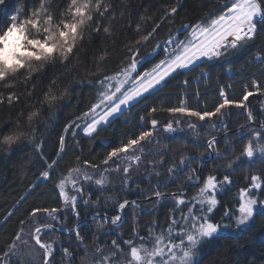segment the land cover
Instances as JSON below:
<instances>
[{
	"label": "snow or ice",
	"instance_id": "6c2138e0",
	"mask_svg": "<svg viewBox=\"0 0 264 264\" xmlns=\"http://www.w3.org/2000/svg\"><path fill=\"white\" fill-rule=\"evenodd\" d=\"M157 2L159 19L145 13L134 28L127 0H32L30 7L25 0L0 23V110L7 108L17 113L15 121L11 115L7 120L0 118V132L12 129L0 136V146H6L10 155L13 145L26 140L45 165L39 179L0 219V229L53 174L57 176L53 192L59 202L58 207L39 206L44 193L37 195L33 206L18 219L17 230L0 242V264H73L78 255L69 250L73 245L65 247L57 240L43 238L57 231L70 234L76 241L74 247L83 250L79 264H201L205 249L213 242L239 239L252 229L257 217L264 220V179L259 174L252 175L251 183L239 189L231 206L226 203L222 207V198L231 194L234 184V165L244 161L253 167L257 159L264 164V118L258 119L249 106L250 97L264 96V85L256 79L245 85L239 99L220 86L219 102H214L212 110L189 107L183 99L177 106H150L144 109L147 117H139V130L130 127L132 134L127 136L121 132L124 138L115 144L104 141L108 150L102 159L81 160V155H76L74 166L66 174L54 171L72 149L66 139L69 132L72 140H76L78 130L92 140L121 117V122L128 124L133 119L128 115L132 108L157 96L177 74L199 68L197 80L208 78L206 62L219 61L225 62L231 72L232 56L258 39L264 42V0H200L203 15L194 22L182 23L170 31L167 40L157 41L151 52L141 56L142 49L155 39L162 26L172 29L184 7V0H172L170 5L163 0ZM129 29L135 39H129ZM96 37L101 47L89 53ZM117 40L127 41L120 46L124 55L117 62L122 66L104 74L102 65L117 51ZM160 52L163 58L153 63ZM89 54L96 73L102 75L94 81L77 80L75 74ZM253 62L264 68V43L252 53L249 64ZM85 82L96 87L95 103L64 126L55 158L47 157L40 128L47 130L48 121L63 107L61 102L70 98L75 85ZM183 84L186 90L189 81L185 79ZM231 109L242 110L247 123L229 135L232 125L226 121L233 115ZM45 111L47 118L41 121ZM158 111H166L171 118L161 125L155 116ZM260 113L264 117V101ZM204 124L225 133L223 151L217 147L218 136L207 134ZM205 134L207 138L202 139ZM162 139L166 142L162 143ZM169 143L181 146L172 151ZM189 144L199 155L187 154ZM236 144H243L239 156L233 154ZM209 160L222 163L202 177V168ZM194 161L200 167H192ZM112 176H120L122 190L137 191L140 199H123L114 205L115 214L109 215L99 208L101 197L93 202L91 195L92 191H108ZM142 180L147 181L148 191L140 190ZM172 184L180 185L176 192L161 191ZM188 185L196 188L191 196L187 194ZM145 200L149 207L141 208ZM81 206L95 207L96 211L90 219H81ZM161 206L167 208L165 223L153 219L142 228L138 213L152 215ZM70 216L75 220L72 227H68ZM129 220L131 237L125 239L119 230ZM106 225L111 228L100 231ZM142 231L146 235H141ZM89 233L93 236L92 246L86 243ZM101 236L110 239V244L107 239L101 243Z\"/></svg>",
	"mask_w": 264,
	"mask_h": 264
},
{
	"label": "trees",
	"instance_id": "16d2710c",
	"mask_svg": "<svg viewBox=\"0 0 264 264\" xmlns=\"http://www.w3.org/2000/svg\"><path fill=\"white\" fill-rule=\"evenodd\" d=\"M172 0H163L164 4L170 5ZM32 0H27V6H31ZM25 4V0H4L3 4H0V23H3L7 20L8 16L12 14L18 7ZM129 11L132 13L131 19L133 21V28L135 23L139 22L140 15L147 13L149 16H155L156 19H159L160 15V4L157 0H127ZM207 10V6L204 8ZM203 15V11L200 8V0H184V7L179 10V15L176 17L172 29L169 27L162 26L158 33L155 36L154 40H151L146 47H144L140 53L141 56L145 55L148 52H151L157 41H165L168 39L170 31L174 30L176 27H179L182 23H191ZM128 17H125V22ZM129 39H135V33L130 29L127 31ZM127 41L117 40V51L113 52L112 55L104 62L102 65L104 69V74H110L112 72L118 71L122 66L117 61L119 57L124 55L122 48L120 47L123 43ZM261 40H257L255 44L250 47L240 51L230 58L231 69L229 72L228 68L225 66V62H206L207 66L205 67V72L209 74L208 78H201L197 80V77L200 73V69L197 68L195 71L190 73H185L184 75L177 74L174 79L171 80L168 87L164 88L157 96L149 97L147 101L142 102L141 104L133 107L131 112L128 115L132 116L133 119L129 121L128 124H124V117H121L120 120L116 121L111 127L106 131L99 132L96 135L95 139H88L84 137L83 133L78 130L76 140H72L71 132L66 135L67 142L72 146V149L68 151V154L64 157L63 160L55 168V173H67L69 167L74 166L76 155H81V160L84 158L88 159H102L108 150L104 144V141H110L113 144L117 143L119 140L123 139L120 135L121 132H124L125 135H131L129 132L130 127H134L139 130V117L144 115L147 117L146 111L144 109L150 106L160 107L161 105L164 108L169 106H177L181 99H183L189 107L196 108L197 110H212L215 106L214 102H219V88L224 86L226 92L230 96H235L239 99L243 93L245 85L251 83L252 79H256L261 85H264V68L261 65L253 62L249 64L252 53L255 52L258 47L261 45ZM98 47H101L99 42V37H96L94 41V47L89 49V53L96 51ZM162 58V52H160L154 59L153 63L158 62ZM128 61H124L127 63ZM151 65H145L144 67H150ZM101 73H96V68L92 62V55L89 54L83 59V66L80 68L79 72L75 74L77 80H96L99 79ZM187 79L189 84L186 87L183 84L184 80ZM231 85V87H229ZM98 87V86H97ZM0 90H2V85H0ZM197 93L199 96L197 97ZM96 87L88 85L86 82L83 84L75 85L74 90L70 93V98L66 97L64 101L61 102L63 107H61L57 114L48 121V128L45 131L43 127L40 128V135L44 136L45 143L43 145V152L47 157L55 158L54 152L58 149V141L60 135L64 134V126L69 123L72 119L75 118L79 113L86 111L88 107L95 103ZM153 101L155 102L153 104ZM264 101V96H256L249 98V106L253 110L254 115L258 119L264 118L261 116L260 107L261 102ZM233 115L230 117L227 123L231 124L232 127L229 128V135L238 131L239 126L246 124L245 113L240 109H231ZM236 113H240L237 115ZM9 115H11L12 120L15 121L17 113L10 112L7 108L0 110V118L7 120ZM156 118L159 119L160 124L166 123L170 118V114L166 111H158L155 114ZM47 118V111L44 115L41 116V121H44ZM179 118V117H178ZM238 122V123H237ZM149 125H146L148 127ZM186 127V125H181ZM259 127L258 124L254 125ZM207 134L219 135L224 133L223 131L215 132L208 124L203 125ZM10 128H5L4 132H0V136L5 134L8 131H11ZM224 136L222 135L219 138V141L222 142V148L224 150L225 144L223 143ZM207 135L202 136V139H206ZM78 141V143H77ZM162 143H165L162 139ZM219 142V143H220ZM218 143V144H219ZM244 143H247V139L244 140ZM261 143H264L262 141ZM181 145L169 143V148L172 151H176ZM243 150V144H236L234 155L239 156ZM200 151H204L201 149ZM9 150L6 146H0V219H2L8 211L12 209V206L20 196L23 195L32 183L36 182L39 179V173L44 170L45 165L38 158L36 153L33 152V149L30 145L27 144L26 140H23L18 145H13L10 150V155L8 154ZM188 155H199L197 149L193 148L191 144L187 146ZM231 158V154L229 155ZM171 159V158H169ZM177 160L179 157L176 158ZM222 163H212L209 166L204 168L205 173L213 172L217 169V164ZM192 167L198 168V162H193ZM237 170L231 174V178L234 181V184L231 189V194L226 195L222 198V207L224 204L231 206L230 201L237 197L238 191L240 188L245 187L251 183V176L254 174H259L262 179H264V164H261L259 159L256 160L255 166L249 167L247 163L242 161ZM144 172V169H141ZM162 174L166 169L161 170ZM146 174V173H145ZM199 174V173H198ZM121 179L120 176H115ZM57 176L53 174L49 181L43 182L40 184V187L36 189V194L30 196L28 201L24 203L23 207L15 213L11 220L6 224L5 227L0 229V242L9 239L10 235L14 233L19 227L17 221L19 218L25 215L26 210L30 209L33 206V201L37 200V195L44 193L38 201L39 206L43 207H58L59 202L56 194L53 192V182L56 181ZM113 183L108 191L103 194L92 191L91 200L95 202L97 197L100 196L99 208L101 211H107L109 215H114V205L118 202H122L123 199H140L139 192L137 191H123L120 183ZM156 181L153 179L152 183ZM175 186L172 184L168 189H161L168 193L173 192L172 187ZM85 187H88L85 185ZM135 187V185H133ZM139 188L142 191L149 190V185H147L146 180H142L139 183ZM188 188V186H187ZM196 191V188L192 187L187 194L189 196L193 195ZM108 198V199H106ZM144 208H147L148 201L141 203ZM142 207V208H143ZM149 207V206H148ZM81 219L85 216L88 218L92 217L96 211L95 207H88L87 209L81 206L79 208ZM167 208L161 206L157 209L156 213L152 215L138 213L139 216V225L143 228L145 225L149 224L153 219H158L160 224L165 223ZM217 218H219L220 211H217ZM75 224L74 218L69 217L68 227H72ZM111 228V225L105 226V229L100 231H108ZM93 225L92 231H95ZM124 234V238L128 239L131 237V222L127 223L122 229H120ZM47 233L43 238L48 241L57 240L65 247L69 244L73 245L69 250L74 253H78L76 260L73 261V264H79L80 257H82L83 250L76 249L74 246L76 241L71 236L67 237L65 234L54 232L53 236H49ZM52 234V233H51ZM146 235V232L142 231L141 235ZM101 243L106 239L110 244V239L101 236ZM93 236L89 233L86 243L89 246H92ZM59 247V245H57ZM57 259H60L59 255ZM64 264H68L67 261H64ZM201 264H264V220L257 217L255 224L252 229L241 236L239 239H227L213 242L208 246L204 251L203 259Z\"/></svg>",
	"mask_w": 264,
	"mask_h": 264
},
{
	"label": "rangeland",
	"instance_id": "374dc122",
	"mask_svg": "<svg viewBox=\"0 0 264 264\" xmlns=\"http://www.w3.org/2000/svg\"><path fill=\"white\" fill-rule=\"evenodd\" d=\"M222 135H225V133H221V134H219V135H217L218 136V139L219 138H221V136ZM222 142H220L219 144H217V147L219 148V149H221L222 148V144H221ZM224 143V142H223ZM213 162L211 161V160H209V161H207V163L203 166V168H202V173H203V171H204V168L205 167H207V166H209L210 164H212ZM213 165V164H212ZM198 167H200V165L198 164ZM200 174V173H199ZM110 179L113 181V183H115V182H118L119 181V178L118 177H115V176H112V177H110ZM201 183H202V180H201ZM147 185H148V183H147ZM175 186H173L172 187V190H173V192H176L177 191V189L180 187V185H178V184H174ZM188 187H192L191 185H188ZM148 191V190H147ZM188 192V191H187ZM149 206V205H148ZM147 206V207H148ZM131 222V221H130ZM107 226V225H106ZM95 227V226H94ZM56 233H60V231H57ZM67 237L69 236L70 237V234H68V233H64ZM50 237L51 236H53L54 235V233H50V234H48ZM45 239V238H44ZM126 251H127V249H126Z\"/></svg>",
	"mask_w": 264,
	"mask_h": 264
},
{
	"label": "flooded vegetation",
	"instance_id": "af4514ba",
	"mask_svg": "<svg viewBox=\"0 0 264 264\" xmlns=\"http://www.w3.org/2000/svg\"><path fill=\"white\" fill-rule=\"evenodd\" d=\"M208 174H210V172H208V173H205V171H203V173H202V177H206ZM131 200H133V199H130L129 201H131ZM139 201V200H138ZM140 207L142 208L143 206L140 204ZM144 208V207H143ZM115 213V212H114ZM130 222V220L127 222V223H129ZM126 223V224H127ZM125 224V225H126ZM143 235V234H142Z\"/></svg>",
	"mask_w": 264,
	"mask_h": 264
},
{
	"label": "water",
	"instance_id": "95a60500",
	"mask_svg": "<svg viewBox=\"0 0 264 264\" xmlns=\"http://www.w3.org/2000/svg\"><path fill=\"white\" fill-rule=\"evenodd\" d=\"M60 232H63V231H60Z\"/></svg>",
	"mask_w": 264,
	"mask_h": 264
}]
</instances>
